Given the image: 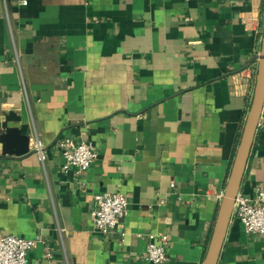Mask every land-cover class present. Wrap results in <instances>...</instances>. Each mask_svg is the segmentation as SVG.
Instances as JSON below:
<instances>
[{"label":"crops","instance_id":"obj_1","mask_svg":"<svg viewBox=\"0 0 264 264\" xmlns=\"http://www.w3.org/2000/svg\"><path fill=\"white\" fill-rule=\"evenodd\" d=\"M25 1L0 0V234L39 236L30 264H139L158 233L163 264H203L254 96L264 0ZM5 123L26 153L5 147ZM66 138L98 152L81 174L62 168ZM258 187L264 105L237 195ZM114 191L128 212L102 235L94 195ZM217 264H264V235L231 215Z\"/></svg>","mask_w":264,"mask_h":264},{"label":"built area","instance_id":"obj_2","mask_svg":"<svg viewBox=\"0 0 264 264\" xmlns=\"http://www.w3.org/2000/svg\"><path fill=\"white\" fill-rule=\"evenodd\" d=\"M26 1L23 0V3ZM259 54V53H258ZM257 54V58H258ZM40 157L44 160L42 147L38 143ZM57 146L62 153V168H74L77 174L83 173L97 159L98 152L89 141L59 139ZM172 186H174L172 184ZM92 209L93 228L102 235L118 229L128 212L129 201L120 191L103 192L94 195ZM232 215L243 224L246 232L264 235V187H258L252 197L237 195ZM40 237L27 238L14 234H0V264H30L28 252ZM169 237L165 233L150 234L145 252L139 264H163L167 261ZM50 255V253H48Z\"/></svg>","mask_w":264,"mask_h":264},{"label":"water","instance_id":"obj_3","mask_svg":"<svg viewBox=\"0 0 264 264\" xmlns=\"http://www.w3.org/2000/svg\"><path fill=\"white\" fill-rule=\"evenodd\" d=\"M264 105V31L262 37L261 49L258 54V69L256 77V85L254 96L247 119L244 125V130L240 143L238 145L231 174L228 179L224 196L219 206L217 219L214 230L208 246L207 254L203 264H217L221 252L222 244L226 234V230L233 212L236 196L242 181L245 166L253 143L255 131L258 125L259 117ZM13 115L7 118V121L12 119ZM2 135V140L5 147L11 153L23 154L28 151L29 137L22 134L18 127H8Z\"/></svg>","mask_w":264,"mask_h":264}]
</instances>
